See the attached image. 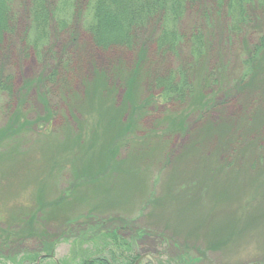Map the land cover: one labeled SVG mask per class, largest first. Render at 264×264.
Listing matches in <instances>:
<instances>
[{
	"label": "rangeland",
	"instance_id": "rangeland-1",
	"mask_svg": "<svg viewBox=\"0 0 264 264\" xmlns=\"http://www.w3.org/2000/svg\"><path fill=\"white\" fill-rule=\"evenodd\" d=\"M30 2L11 0L5 37L23 44L8 62L14 101H0V264H27L32 254L39 257L27 256L29 264H76L103 232L95 223L164 264H264L259 7H244L234 21L226 6L205 0L211 13L185 17L187 28L192 15L200 19L206 56L185 61L193 72L176 73L175 83L188 75L191 94L165 104L151 82L174 66L151 70L145 51L135 62L126 51L95 49L82 3L69 30L51 23L39 60L24 43ZM229 20L243 29L229 36ZM55 63L59 84L47 81ZM43 241L57 242L44 258Z\"/></svg>",
	"mask_w": 264,
	"mask_h": 264
},
{
	"label": "trees",
	"instance_id": "trees-1",
	"mask_svg": "<svg viewBox=\"0 0 264 264\" xmlns=\"http://www.w3.org/2000/svg\"><path fill=\"white\" fill-rule=\"evenodd\" d=\"M30 1L27 15L29 20L31 17L33 31L26 33L24 43L39 60H43L44 48L49 43L50 34L48 35V32L51 29V23L54 22L55 30L60 33L69 30L68 28L72 26L70 23L72 20L68 19L71 10L79 7L82 3L83 8L86 9L84 14L86 18L83 17L84 29L95 49L101 52L126 51L132 53L135 62L142 56L141 52L145 51V55L148 54L147 60L151 70L154 68L156 70L162 64L174 66V72L167 79L163 80L155 76V81L151 82L152 90L158 92L159 101L165 104H170L174 98H185L190 92L193 82L188 80V75H183L178 83L174 82L176 73L194 71L193 63H185V61L193 62L197 59L202 61L206 56L207 43L204 33L199 31L198 22L200 19L196 23L194 19L196 14H194L188 28L185 23V17L191 15L190 13L198 10L202 13L201 9L208 11V7L203 6L205 0H56L54 4H50L51 0ZM213 1L221 9L226 6L227 15L234 21L242 20L240 14L246 6H258L264 13V5H257L249 0ZM10 2L11 0H0V101L3 95L8 105L14 101L11 99V84L14 80L8 62L11 63L9 60H13L15 54L22 53L20 44H23L15 41L11 44V41L5 40L6 35L10 34L11 36L13 31L10 22L14 14ZM229 22L230 27L227 28L229 36L243 29L231 20ZM142 31L144 32L142 33ZM150 48H153L155 52L151 53ZM25 53L24 51L23 54ZM72 55L74 62V57H77V54ZM80 61L81 58L74 63L76 68ZM143 63L144 60L141 64ZM59 67V65L56 66V63L52 67L55 70L48 76L49 83L59 84L58 81L62 80L59 77L61 75ZM210 84L203 82L204 87ZM92 226L95 231L101 228L103 232L97 234V237L86 244L87 247L76 257V264H135L141 256L130 249L127 241L112 233L113 231H105L102 228L103 223H95ZM83 227L91 230L88 225ZM13 234L16 232L13 231ZM56 244V241H43L39 250L45 256L41 257L51 256ZM27 256L33 261L39 257V254ZM27 256H24L22 261L29 264ZM138 264H164V262L155 261L154 258L145 255Z\"/></svg>",
	"mask_w": 264,
	"mask_h": 264
}]
</instances>
